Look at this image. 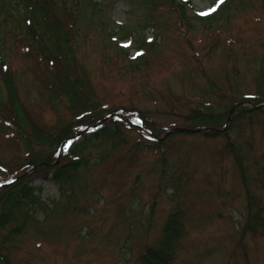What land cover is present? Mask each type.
<instances>
[{
	"label": "rangeland",
	"instance_id": "1",
	"mask_svg": "<svg viewBox=\"0 0 264 264\" xmlns=\"http://www.w3.org/2000/svg\"><path fill=\"white\" fill-rule=\"evenodd\" d=\"M53 1L30 42L20 6L0 0V182L22 177L37 198L0 232L1 241L31 213L5 245L8 264H148L142 256L162 248L174 213L171 264H264L260 125L242 138L245 171L220 157V138L172 133L213 120L225 129L236 103L264 100V0H226L220 12V0ZM102 124L107 134L85 140L99 132L86 129L67 149L61 163L74 169L60 182L58 162L29 165Z\"/></svg>",
	"mask_w": 264,
	"mask_h": 264
},
{
	"label": "trees",
	"instance_id": "2",
	"mask_svg": "<svg viewBox=\"0 0 264 264\" xmlns=\"http://www.w3.org/2000/svg\"><path fill=\"white\" fill-rule=\"evenodd\" d=\"M11 1H13L12 3H16L17 5H19L20 8L22 9V11L19 13L22 19L24 20V22L28 24L27 27L25 26V28L28 29L27 34L31 38L30 42L31 40L32 42H38L40 38V35L38 33V27L39 26L45 27L44 18L45 15L46 17L48 16L47 15L48 11L46 9L47 8L49 9V7H51L49 5H51L54 1L53 0H11ZM225 1L226 0H224L223 3ZM223 3H219L216 6V10L221 7L218 12L224 9L223 7L224 5H222ZM4 6L5 5H3L2 3V7H1L2 11L4 10ZM215 12L216 11H213L208 15H201V17L208 19L214 18ZM10 15L13 16V13H11ZM7 19L8 17L5 18L3 24L7 23ZM33 48L36 50L35 46H33ZM143 53H144L143 49L138 50L137 57L139 58V60L143 57ZM5 65H6L5 60L0 58V67ZM5 68H7V66H5ZM57 69L58 68H56V73L59 74L60 71H58ZM7 87H9L8 88L9 97L12 98L13 95H12L11 82L7 83ZM261 102H264V100L244 99L236 103V106L234 107V110L228 121V125L225 127V129L219 130L218 125L220 122L219 121L214 122L213 120V122L211 123L207 122L204 124H197V125L195 124L194 126L174 128L175 130L172 133L183 134L184 136H188V138L189 137L203 138L209 141L220 138V140H222L223 142V146H222L223 148L221 149L220 157H225L223 156L225 154L227 155V157L233 158L234 161L239 163V164L236 163L239 171H245L246 169H245V164L243 162V157L246 154L244 149H245V144L248 142V140L244 138V140L242 141V138L247 128L250 127L252 128V126L254 125H260L262 129V134H264V104L259 105V103ZM129 115L131 114H126V115L123 114V116H120L119 118L121 121H124L128 118L132 122V124L134 122L136 123L137 119L134 118L133 116H131L132 117L131 118ZM11 121L12 122L10 121L6 122V124L8 126H11L12 128H16L15 130H17L21 134V130L16 125L15 120L11 119ZM28 123L31 128H34L35 133L39 134L44 131L39 125H37L33 121L32 118L29 119ZM136 125L138 126L137 127L138 129L142 128L141 126L138 125V123H136ZM89 126L90 127L82 126V128L78 131V133L69 135V137H67L64 140L63 142L64 144L62 145L63 147H61L59 152L51 159L44 158L42 160H37L36 156H32L28 160L30 162L29 165L32 164V166H35L39 164L41 167L45 168L48 165H53L58 162L57 167L59 168L60 172L53 171L52 178L53 180L60 182L61 181L60 179L65 178L64 175L66 171L69 170L68 168L71 167V164L63 165L61 163L63 156L65 155L67 149L70 146L73 147L72 145L74 141L78 143L77 140H79L81 136V132L87 129L88 132L86 133H88L89 135V133L93 134L99 131L96 134L85 138L86 140L93 136L94 137L100 135L104 136L105 134H107V132L105 133V131L109 129V127L107 126H106L107 128H104L105 127L104 124L101 125L103 129L99 128L98 130H93L91 128L92 125ZM141 130H140L141 133H143L146 137H149V139H151L154 142L155 144L154 147L156 146L157 151L162 150L160 147L161 139L160 140L158 138L154 139L153 136ZM29 150H31V154L34 152L32 149ZM255 160L256 161L253 164V168H255L254 170H256L258 174H261V176L257 179V181L264 184V160L263 161H261L262 159H255ZM71 168L74 169L73 166ZM40 174H43V177L48 178L47 173L42 172ZM21 179L22 177L20 178V180L18 178H14V179L9 178L5 181L0 182V200H2V206H3V208L0 209V232L2 229H4L7 226L6 224L15 221L14 213L19 212L22 209V206L24 205V202L26 200H30L32 202L37 201L36 200L37 198L35 197L36 196L35 187L32 188V186L28 185V183L26 182L22 183ZM245 180L246 179L244 178L243 182ZM9 181L17 182L16 184L19 185L13 187L7 186L11 184V182ZM177 216L178 215L176 213L169 216V220L166 226L164 227L165 236L163 237L164 241L162 248L161 247H159L158 249L149 248L147 249V252L142 256L143 260H145L148 264H171V261L173 259V256L171 255L173 244L177 240V237H179V233H180V225L177 222L178 220ZM31 217H32L31 213H27L25 220L22 221V223L16 222V225L13 226V229L11 230L10 234L4 235L2 237V240L0 241V264L9 263V255L6 253L4 249L5 245L9 243L11 239L18 236V234L22 233V230L24 228V223H26V221L29 220ZM255 217L257 219L256 223L258 225H262L263 223L261 222H263V219L260 216L259 217L255 216Z\"/></svg>",
	"mask_w": 264,
	"mask_h": 264
},
{
	"label": "snow or ice",
	"instance_id": "3",
	"mask_svg": "<svg viewBox=\"0 0 264 264\" xmlns=\"http://www.w3.org/2000/svg\"><path fill=\"white\" fill-rule=\"evenodd\" d=\"M220 3H223V0H220ZM212 11H215V9H212ZM209 13H203V15H208ZM11 182V181H9Z\"/></svg>",
	"mask_w": 264,
	"mask_h": 264
}]
</instances>
